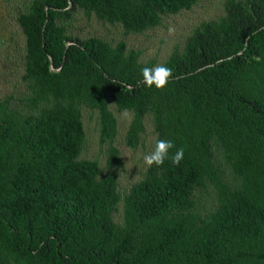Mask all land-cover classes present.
Returning <instances> with one entry per match:
<instances>
[{"label":"trees","instance_id":"16d2710c","mask_svg":"<svg viewBox=\"0 0 264 264\" xmlns=\"http://www.w3.org/2000/svg\"><path fill=\"white\" fill-rule=\"evenodd\" d=\"M199 1L33 0L18 14L24 69L0 96V264H264V0H226L161 63L70 29L81 12L144 33ZM157 65L173 73L164 89L143 82ZM84 108L104 165L83 156ZM115 110L132 114L128 147L147 122L153 149L174 143L125 188Z\"/></svg>","mask_w":264,"mask_h":264},{"label":"rangeland","instance_id":"374dc122","mask_svg":"<svg viewBox=\"0 0 264 264\" xmlns=\"http://www.w3.org/2000/svg\"><path fill=\"white\" fill-rule=\"evenodd\" d=\"M33 0H0V96L10 92L23 73V55L26 39L16 17ZM226 0H200L191 10L177 15L166 16L161 25L144 33L125 35L120 25H111L99 20L95 15L88 18L81 12H75L70 29L76 35L88 37L101 36L113 43L126 41L129 48L142 50V60L151 58L159 63L165 61L176 46L183 48L186 39L202 21L219 17L224 12ZM20 15V14H19ZM127 113V115H125ZM118 118L119 132L115 144L121 150L125 168L121 170L120 184L125 188L138 180L146 166L144 155L153 150L156 136L153 127L147 122L144 143L133 149L125 144V133L131 122L132 114L115 110ZM83 121L87 138L83 156L97 158L105 164V152L99 142V126L97 115L88 108L83 109Z\"/></svg>","mask_w":264,"mask_h":264},{"label":"clouds","instance_id":"9594fccd","mask_svg":"<svg viewBox=\"0 0 264 264\" xmlns=\"http://www.w3.org/2000/svg\"><path fill=\"white\" fill-rule=\"evenodd\" d=\"M173 73L170 68L164 65H157L154 68L145 67L142 69L143 82L149 88L155 86L157 89H164ZM127 115V113H125ZM174 147V143L170 140L159 139L156 141L154 149L144 155L143 159L147 166L163 165L166 158H168L169 150ZM184 158V149L179 148L171 157L174 165H179Z\"/></svg>","mask_w":264,"mask_h":264}]
</instances>
